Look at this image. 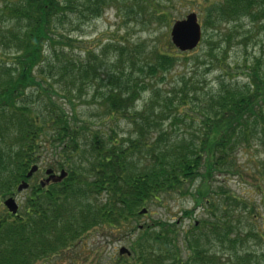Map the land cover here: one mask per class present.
<instances>
[{"label": "trees", "instance_id": "1", "mask_svg": "<svg viewBox=\"0 0 264 264\" xmlns=\"http://www.w3.org/2000/svg\"><path fill=\"white\" fill-rule=\"evenodd\" d=\"M173 2L0 0V199L14 196L43 154L52 157V169L67 171L61 183L32 185L15 217L0 214V264H51L53 253L77 249L91 228L106 224L118 234L122 223L172 195H190L205 218L189 230L168 217L140 230L126 227L129 257L115 264H218L223 251L229 253L225 264H264L255 250L236 248L243 244L235 233L237 210L243 206L247 218H255L246 199L213 187L219 177L239 172L236 149L254 146L264 154V0H196L208 39L195 60L203 68L182 74L167 90L159 84L184 53L169 40L148 52L109 41L83 59L72 49L80 22L100 17L110 4H131L164 19ZM237 37L259 43L258 52L245 56L244 45L240 75L227 65L207 87L209 64ZM80 102L86 108L77 110ZM121 119L126 132L118 127ZM260 170L261 203L264 163ZM190 213L183 211L184 218ZM258 226L246 235L257 245L264 240V224Z\"/></svg>", "mask_w": 264, "mask_h": 264}, {"label": "rangeland", "instance_id": "2", "mask_svg": "<svg viewBox=\"0 0 264 264\" xmlns=\"http://www.w3.org/2000/svg\"><path fill=\"white\" fill-rule=\"evenodd\" d=\"M133 3L135 2L133 1ZM169 6V9H167L168 12L165 11L164 19H158L154 18V16L152 17L150 13H144V10L137 9L134 5L131 6V4H128L124 7L118 3L112 5L110 4L109 7L104 9L105 11L100 17H97L93 20L90 19L80 22V27L77 28V31H75L74 34H72V37L78 41L77 43L73 44L74 46L72 49L74 53L78 55V57L83 59L85 51L87 50L98 52L103 45H109V41L120 42L126 40L124 42L127 43V41H129L128 43L133 45V47H138V50L143 47V51L148 52L155 46L163 48L162 41L164 39L166 42L167 40L170 41L169 30L171 24L176 20L184 19L185 16L190 12L197 13L199 22L203 25L204 12L200 11L201 7H199V2H196V0L193 2H190V0H174L172 5ZM202 39L203 41L208 40L206 36H204ZM214 39V37H211L212 42L217 41V39ZM240 39L241 38L238 37L233 38L225 53H222L223 56L219 58L218 62L216 64H209L212 65V67L208 68L210 69V72L206 75L207 87L214 86L217 78L222 74L221 68H223V70L233 69L231 72L233 76L240 75L244 69L242 66L243 58L245 56L253 57L258 52L259 43L257 45H253L255 42L243 43ZM219 43L214 42L213 44ZM205 45L206 43H200L196 49L184 52L183 54L179 53L175 49L178 54H182L181 58L166 73L167 80L165 84H159V86L163 88L167 86L164 88L167 90V88L175 85V83L178 82L182 74H186V76L189 77L191 73L196 72L195 69L201 71L200 69H202L203 66L200 67L198 65L199 68H197L195 60L199 56L203 55L202 52L205 49ZM244 45L246 47L245 56L242 52ZM205 52L206 51H204V53ZM214 54L219 55V51L216 50ZM111 55L112 53L109 50L106 59L110 58ZM144 58L145 56L143 54L139 60H144ZM235 63H237L238 66H234ZM227 65L229 69L225 67ZM146 96L147 94H142L138 101H136L135 105L138 107L141 104L140 101ZM94 99H96V97L92 98V100ZM87 106H89V109L96 107L94 102H88ZM81 107H85V104L82 102L77 103L76 109L80 110ZM86 113H88V111H86ZM96 120L97 118L94 119L95 123ZM118 127L121 128L123 132H126L128 129L126 123L122 119L118 122ZM234 156L235 163L239 167V172L235 173L236 175L233 174L224 178L219 177L218 180L221 182L219 184H214L213 187L216 188L217 185L218 188L220 187L219 185L225 186L226 189L233 193L234 197L246 199V202L250 207H248V209L250 211L252 210V214L255 215V218L252 220L247 218V210H245L243 206L237 210V212L240 213H236L235 216L240 215V223L238 226L236 225L235 233L238 238L242 240L243 244H238L236 248L237 250H247L249 253H255V250L257 252V257L259 258L258 260H264V258L258 256L260 253L264 254V240L262 241L263 243L257 245V242L253 238L247 239L246 236L247 233H249V230H252L254 233L256 227L260 228L258 225L264 224V202H259V191L255 189V186H258V184L261 186L257 180L259 179L260 175H262L260 174L262 173L260 167H262V164L264 163V154L262 149L252 146L246 149L238 148V151L236 149V154ZM51 159L52 157L49 154H43V157L39 158L37 163L39 170L36 175L31 180H29L30 187L32 185L38 184L39 181L46 178L45 170L51 168ZM55 171L58 173L59 169ZM196 186H198L197 182H195L194 188ZM30 187L27 191H24L20 194L14 192L15 194L13 197L19 206L24 201L25 196L29 194ZM210 188L211 187H209V191L211 190ZM196 189L197 187L195 190ZM217 191L219 190L217 189ZM6 199L7 197L0 199V214L4 213V215H6L7 211L3 206V203ZM183 211H192V213L189 214L190 218H184ZM205 216V208L203 210V207L200 205L195 207L194 201L190 195H172L166 199L165 203L157 204L156 206L151 207L148 214L140 215L138 218L131 219L129 222H127V225L122 223L120 226L123 227H121V231L118 234H113L112 230L107 228L106 224H101L96 228H91L83 236V239L77 249L68 247L67 250L59 251L56 254L53 253L51 256L53 259L51 264L120 263L129 257V241H127V239H129L131 236L128 235L127 238H124L126 237L124 235L127 234L124 233L126 232L127 228L141 229L147 225H151L152 220L164 219L168 217L176 220L179 225L182 226L183 230H189L191 228L190 225L194 221L201 220L203 217L205 218ZM120 233L124 234L121 235ZM132 234L133 238L137 235V232H133ZM123 248L125 250L120 252ZM261 249H263V251ZM228 255L229 253L225 251L219 253L218 264H225L227 262ZM182 259L184 258L182 257ZM43 260L37 259L33 264H42Z\"/></svg>", "mask_w": 264, "mask_h": 264}, {"label": "water", "instance_id": "3", "mask_svg": "<svg viewBox=\"0 0 264 264\" xmlns=\"http://www.w3.org/2000/svg\"><path fill=\"white\" fill-rule=\"evenodd\" d=\"M170 39L172 44L181 52H186L194 49L200 39H201V28L197 22V15L195 13H189L182 20L175 21L170 28ZM37 170V166H32L26 174V178L32 176V174ZM52 170H47L46 174H51ZM66 176V173L62 170L59 175H51L45 182L52 180L53 182H59ZM43 185V183H41ZM28 187L27 183L22 182L18 186V191L26 189ZM4 206L9 213L15 214L18 206L13 198H8L4 201ZM146 211L142 210L139 214H145ZM125 249H121L120 252Z\"/></svg>", "mask_w": 264, "mask_h": 264}, {"label": "flooded vegetation", "instance_id": "4", "mask_svg": "<svg viewBox=\"0 0 264 264\" xmlns=\"http://www.w3.org/2000/svg\"><path fill=\"white\" fill-rule=\"evenodd\" d=\"M55 172V171H54ZM56 173V172H55ZM58 182H50V181H48V182H46V186H49V185H53V184H57ZM6 215H8V216H10V217H15V216H13V215H11V214H9L8 212H6Z\"/></svg>", "mask_w": 264, "mask_h": 264}]
</instances>
